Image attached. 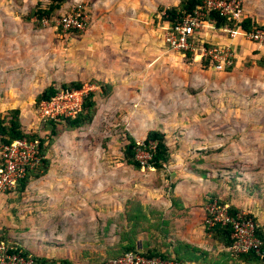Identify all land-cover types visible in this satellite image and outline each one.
<instances>
[{
	"label": "rangeland",
	"instance_id": "374dc122",
	"mask_svg": "<svg viewBox=\"0 0 264 264\" xmlns=\"http://www.w3.org/2000/svg\"><path fill=\"white\" fill-rule=\"evenodd\" d=\"M240 3L243 16L264 24V0ZM49 4L50 0H0V68H7L8 84L15 81L22 87L17 107L22 129L45 141L48 160L47 171L31 176L23 189L0 192V236L38 256L53 246L54 252L62 250L69 236L81 244L78 264L102 262L125 251V212L139 199L148 221L136 229L135 250L162 252V230L151 226L162 213V203L150 202L172 191L175 168L181 172L195 164L209 170L215 186L208 201L234 198L239 210L248 214L264 203V46L241 33L232 37L227 28L208 27L204 42L229 46L233 54L229 71L209 69L197 54L185 56L164 43L159 8L150 22L141 17L144 22L136 24L135 32L144 39L139 37L133 50L120 56L123 64L145 71L141 79L146 87L123 88L112 99V86L103 92L96 87L95 120L58 138L38 115L36 96L48 86L94 82L76 80L72 73L78 68L73 59L81 56L77 45L83 32L63 33L55 27L59 13L75 5L61 4L40 19L36 10ZM137 114L150 117L139 123ZM161 118L171 165L136 169L124 156L128 135L134 131L135 139L143 140ZM64 125L57 121L55 129L63 133ZM52 177L86 178L81 191L77 185L68 186L70 217L53 211ZM75 209L82 211L79 217Z\"/></svg>",
	"mask_w": 264,
	"mask_h": 264
},
{
	"label": "crops",
	"instance_id": "0c3cea01",
	"mask_svg": "<svg viewBox=\"0 0 264 264\" xmlns=\"http://www.w3.org/2000/svg\"><path fill=\"white\" fill-rule=\"evenodd\" d=\"M70 1L66 4H81L89 14L88 27L83 31V36L77 45L81 56L77 55L73 59V64L78 67L72 68L74 78L97 83L96 87L98 88L95 91L101 89L99 86L102 83L110 84L112 93L108 96V99H112L123 88H133L135 85L138 87L141 84L145 88V79H141V75H144L145 71L140 72L133 65L123 64L120 56L122 53L133 50L136 40L138 41L139 37L143 38L142 34L135 32L136 24L142 25V22H144L141 17H145L146 21L149 20L150 22V16L157 12L159 8L162 6H176L180 0ZM10 83L8 84L7 81V68H0V112L17 108L21 100L22 87L15 81H10ZM137 116L139 123L148 121L150 117L148 114H137ZM95 117L94 115V120ZM158 121L157 127L152 129L164 132L162 130V118ZM142 126L144 127V124ZM147 131L141 137L143 140ZM68 132L69 130H66L63 132L64 134H59L58 138ZM135 133L134 131L130 132L134 138ZM168 164L170 162L166 163L165 166ZM172 167L170 168L173 169ZM174 171L176 176L172 180L173 187L169 195L162 194V200H152L150 202L151 205L162 203V213H158L157 222L151 224L152 228L162 230L161 251L175 257L181 264H264V261H259L252 254H242L238 257L231 256L227 246L213 239L210 232L206 231L207 228L203 225L205 205L210 196L212 194L214 196L215 189L209 170L199 168L195 164L190 165L189 169H182L181 172L176 171V168ZM174 171L170 173L173 174ZM49 181L54 186L51 190L53 211H56L58 215L72 216L69 198L71 188L68 186L77 185L79 191H81L82 188H79V186L86 184V178L52 177ZM79 191L77 195L79 197L77 198L78 202L81 200ZM222 199V203L239 210V205L234 198L226 197ZM138 201L140 200L138 199ZM159 209L158 207L157 210ZM74 212L76 217H79L82 211L75 209ZM249 212L252 213L264 231V203L255 206L253 212ZM80 245V242L68 236L65 244L61 247L62 250H55L54 252L55 246H53L48 250V254L43 255L47 258L67 259L72 264H78L77 260L81 256ZM54 253H58L59 256H55Z\"/></svg>",
	"mask_w": 264,
	"mask_h": 264
},
{
	"label": "built area",
	"instance_id": "2783aa9c",
	"mask_svg": "<svg viewBox=\"0 0 264 264\" xmlns=\"http://www.w3.org/2000/svg\"><path fill=\"white\" fill-rule=\"evenodd\" d=\"M240 0H201V5L192 12L185 13L173 23L163 21V41L172 49L180 52L191 51L197 54L199 59L208 60V68L216 71H224L233 65V54L229 46H206L203 35H207L208 27L216 30L205 16L210 10H216L225 15L228 20L239 22L243 18ZM87 13V14H86ZM46 21V19H44ZM89 24V14L81 4L69 7L60 12L56 19L55 27L63 33L76 30L83 32ZM234 37L241 33L253 40L259 47L264 46V27L255 28L250 32L243 31L240 27H226ZM225 28V29H226ZM201 31L200 36L196 34ZM202 31L204 33H202ZM195 42H199L197 46ZM199 52V53H198ZM96 88L94 84L83 83L76 88H59L48 99L38 104V115L48 124L50 122L64 121L66 118L76 117L83 109V102L87 94ZM154 142L144 143L136 140L134 147L135 160L143 170L149 166L154 151ZM45 158L41 153L38 139H15L0 146V192L13 191L20 180L29 171L38 170ZM215 224L229 225L232 242L227 246L231 256L238 257L249 252L263 257L262 242L256 235V223L248 213L237 210L230 213L229 205L221 203L217 199L208 201L205 205L204 225L210 228ZM0 264H33L30 257L25 256L21 249L15 248L10 242L0 239ZM102 264H181L175 257H162L160 255H148L140 250L124 251L121 254L103 260Z\"/></svg>",
	"mask_w": 264,
	"mask_h": 264
},
{
	"label": "trees",
	"instance_id": "16d2710c",
	"mask_svg": "<svg viewBox=\"0 0 264 264\" xmlns=\"http://www.w3.org/2000/svg\"><path fill=\"white\" fill-rule=\"evenodd\" d=\"M68 1L69 0H50V4L46 9H37L36 13L38 14L39 18L42 19L44 15H50L53 11H55L58 7H60L61 4L64 3L66 4ZM199 5H201V0H180L178 5L176 6H171L169 8L166 7L163 10L162 8H160V11L163 12V14L161 15L162 21L173 23L175 20L179 19L185 13L192 12L193 9H195ZM205 19L209 23H211L215 28L230 27L233 29L236 27H240L243 31L250 32L255 28L264 27V24L256 23L252 17L243 16V18L239 22H236L235 20H228L225 15H221L216 10H210L206 14ZM70 32L80 33L76 30H72ZM204 44L206 46H210V44L208 43H204ZM181 53L189 57L193 54V52L191 51H186ZM261 61L263 60H259V63H261ZM201 63L205 67H208V60L206 58H202ZM230 69L231 67H228L226 70L229 71ZM82 84L83 83L81 82H70L69 84H62L61 87L48 86L36 96V101H37L36 104L38 105L40 101L44 99H48L59 88H76V87H80ZM108 87H111V85L108 83H102L100 85L102 92L104 90H107ZM96 110H97L96 99L94 98V92L91 91L87 94V96L84 99L82 111L76 117L66 118L64 120L65 121V125L63 128L64 131L66 130L72 131L77 128H80L81 126L89 124L93 120ZM49 125L51 127L50 133H52V135L58 136L59 134H61L62 131H58L55 129V122L52 121L50 122ZM20 138H26L28 140L38 139L40 141L41 153L42 155L45 156V148H44L45 141L41 138H38L37 136H31L22 129L19 108L7 109L5 114L0 112V145L10 143L15 139H20ZM143 141L144 143L154 142L155 144L151 159L148 162L149 166H151L155 170L163 169L165 164L170 159V150L166 142L165 133L158 129H150L147 131L146 137ZM135 145H136V139L133 136L128 135V142L124 148V156L128 164H131L136 169H139L140 164L135 160L134 157ZM47 163L48 160L46 158H43L42 166H40V170L29 171L26 174V176L20 180L17 188L19 190L23 189L31 176L39 175L40 173H44L45 171H47ZM132 206H133L132 208L126 210L125 212V218L129 229L124 233L123 236H121L122 238L127 239V244L124 246L125 251L135 250L136 241L133 238V236H135V234L138 232L136 229L140 224L142 225L143 222L148 221L147 219L148 213L146 212L147 210L145 211L143 209V206L140 203V201H138V199L133 200ZM237 210H238L237 208L229 205L230 213L234 214ZM248 215L252 217L256 223L255 232L262 242L261 248L263 251V257L260 258L254 252H249L246 254L249 255L252 254L259 261L263 262L264 261V231L262 227L257 223L255 217L252 214H248ZM206 231L210 232L212 238L222 243L224 246H229L232 242V239L230 237L231 228L229 225L215 224L212 227L207 228ZM0 239L9 242L8 240L4 239L2 236H0ZM12 245L15 246V248L17 249H21L22 253L25 256L32 258L33 264H69L70 263V261L67 259H62L59 262H55L54 260L44 256L33 255L27 250L20 248L16 244H12ZM144 253L148 255H160L162 257L171 256L166 252H158L149 249ZM102 262H93V264H102Z\"/></svg>",
	"mask_w": 264,
	"mask_h": 264
}]
</instances>
